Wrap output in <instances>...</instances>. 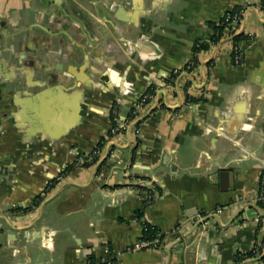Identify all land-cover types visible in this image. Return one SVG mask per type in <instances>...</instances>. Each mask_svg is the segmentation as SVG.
I'll use <instances>...</instances> for the list:
<instances>
[{
	"label": "crops",
	"instance_id": "0c3cea01",
	"mask_svg": "<svg viewBox=\"0 0 264 264\" xmlns=\"http://www.w3.org/2000/svg\"><path fill=\"white\" fill-rule=\"evenodd\" d=\"M0 112V264H264L262 0H0Z\"/></svg>",
	"mask_w": 264,
	"mask_h": 264
},
{
	"label": "built area",
	"instance_id": "2783aa9c",
	"mask_svg": "<svg viewBox=\"0 0 264 264\" xmlns=\"http://www.w3.org/2000/svg\"><path fill=\"white\" fill-rule=\"evenodd\" d=\"M262 3L264 4V0H262ZM246 8L243 6L240 7H236L233 8L229 11H227L222 19L221 22H219L218 24L222 25L225 24L226 25V31L225 33H223V36H229L231 37L232 40V51H231V56H232V60L235 64H239L242 59H243V48H242V44L243 42H245L246 44H250L252 42V36L247 35V37L244 39H238L235 40V36L239 35L238 34V26L241 23L242 20V16L245 12ZM222 37V36H221ZM217 42V41H216ZM212 43H215L214 40H212ZM197 47L200 46V42L196 44ZM201 51V50H200ZM200 51L194 52V55H197ZM193 62L189 64V67L193 66ZM153 95L150 94H146L144 96H142V100H139L138 103L136 104L135 110L133 112V114L135 115V117L138 115L139 110L146 105V100H151ZM112 115H114V120L115 122L118 124V111L116 108H112ZM1 122H2V114L0 112V138L3 135L4 131L2 129L1 126ZM119 129L118 125H114L112 127V132L115 133L117 130ZM139 132V131H138ZM99 152V151H98ZM62 179V176H58L57 180ZM260 197L261 199H264V174L261 177L260 180ZM153 198L152 195H150L148 197V200L151 201ZM150 224L143 221V236L137 240L136 242H134L133 244H131L129 246V250L131 251H140V250H150V249H158L163 245L164 242V235L157 231V233L155 234V236L153 238H148L145 237V233L149 230ZM180 232V228L176 227L174 228L171 233L172 234H178Z\"/></svg>",
	"mask_w": 264,
	"mask_h": 264
},
{
	"label": "trees",
	"instance_id": "16d2710c",
	"mask_svg": "<svg viewBox=\"0 0 264 264\" xmlns=\"http://www.w3.org/2000/svg\"><path fill=\"white\" fill-rule=\"evenodd\" d=\"M214 27H215V33H214V36H213V40L216 42V41H219L221 36H223V33H225L226 31V25L225 24H214ZM241 38H244V34H239L237 36H235V40H238V39H241ZM209 47V44L208 43H204V42H200V46L197 47L196 45L194 46V52H197V51H200L201 49H207ZM170 82H172V78H170L169 80ZM155 91H156V86L155 85H151L146 94H150V95H154L155 94ZM142 100V99H140ZM150 100H146V103H149ZM113 108H116L115 106ZM129 119L132 120L134 118V114H133V108L131 110V112L129 113ZM112 117V122H113V126L116 125V122L114 120V115L111 116ZM105 144V141L104 139H102L96 149L94 150L93 152V156H92V159L90 161H86L83 166H90V165H93L95 164L98 159H99V152L100 150H102L103 146ZM76 165L75 164H71L69 165L67 168H65L62 172H61V175H65L67 172H69L70 170H72ZM55 182L57 183L58 180L55 179L53 182H52V185L55 184ZM42 197L38 196L36 198V202H39L41 200ZM149 227V230L145 233V237H148V238H153L155 236V234L157 233L158 229L152 225L148 226ZM253 255V252H250L248 254H246V256H252ZM91 264H116V260L115 258H112L111 260H107L105 262H102V263H95V262H91Z\"/></svg>",
	"mask_w": 264,
	"mask_h": 264
},
{
	"label": "water",
	"instance_id": "95a60500",
	"mask_svg": "<svg viewBox=\"0 0 264 264\" xmlns=\"http://www.w3.org/2000/svg\"><path fill=\"white\" fill-rule=\"evenodd\" d=\"M163 93H164V91H163ZM131 110H132V108H130V107H126L124 110H123V114H124V120H127V117H128V115H129V113L131 112ZM110 145H112V146H116V144L115 143H111ZM121 149V148H120ZM119 156H120V153H119ZM102 162H103V160L102 161H100L97 165L98 166H101V164H102ZM231 172L233 173V176H238V174H235V170L234 169H224V170H222L221 171V173H220V175H221V180H222V183H225L226 182V179H227V177H229L230 176V174H231ZM135 177H143V178H146V177H148V176H143V175H140V174H135ZM224 185V184H223ZM239 213H242V211H240ZM196 214H198V210H196V212L194 211V212H190V211H188L187 212V215L189 216V217H192V216H194V215H196ZM207 218L206 219H204L203 221H201V222H199L198 224H197V226H196V230L199 228V227H201V226H203V224H205L206 222H207ZM190 235H187V236H184L183 238H181L180 240H179V244H180V246H183V241H184V239L185 238H188ZM191 240V239H190ZM196 240H198V241H200L201 240V237H197L196 238ZM196 240H195V242H193L192 244H191V250H193L194 251V248H195V246H196ZM180 252H182V250H180ZM264 258V255L261 257V258H259V260H261V259H263ZM244 264H247V263H244Z\"/></svg>",
	"mask_w": 264,
	"mask_h": 264
}]
</instances>
